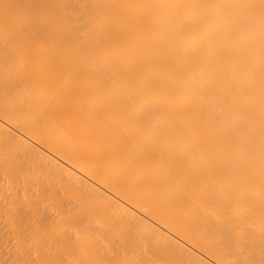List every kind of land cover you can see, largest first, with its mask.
Returning <instances> with one entry per match:
<instances>
[{
  "label": "bare ground",
  "instance_id": "bare-ground-1",
  "mask_svg": "<svg viewBox=\"0 0 264 264\" xmlns=\"http://www.w3.org/2000/svg\"><path fill=\"white\" fill-rule=\"evenodd\" d=\"M0 264H264V0H0Z\"/></svg>",
  "mask_w": 264,
  "mask_h": 264
}]
</instances>
